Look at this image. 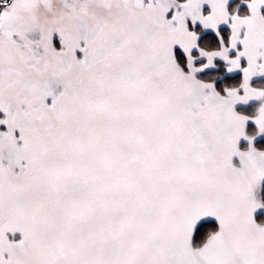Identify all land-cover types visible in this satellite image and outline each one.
I'll list each match as a JSON object with an SVG mask.
<instances>
[{
	"label": "snow or ice",
	"instance_id": "obj_1",
	"mask_svg": "<svg viewBox=\"0 0 264 264\" xmlns=\"http://www.w3.org/2000/svg\"><path fill=\"white\" fill-rule=\"evenodd\" d=\"M0 264H264V0H0Z\"/></svg>",
	"mask_w": 264,
	"mask_h": 264
}]
</instances>
